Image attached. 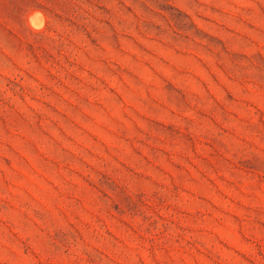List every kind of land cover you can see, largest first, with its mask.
<instances>
[{"label": "rangeland", "instance_id": "obj_1", "mask_svg": "<svg viewBox=\"0 0 264 264\" xmlns=\"http://www.w3.org/2000/svg\"><path fill=\"white\" fill-rule=\"evenodd\" d=\"M0 264H264V0H0Z\"/></svg>", "mask_w": 264, "mask_h": 264}]
</instances>
